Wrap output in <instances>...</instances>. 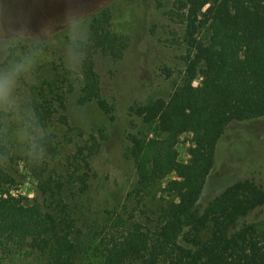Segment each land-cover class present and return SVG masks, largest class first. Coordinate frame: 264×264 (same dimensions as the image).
Here are the masks:
<instances>
[{
    "label": "rangeland",
    "instance_id": "obj_1",
    "mask_svg": "<svg viewBox=\"0 0 264 264\" xmlns=\"http://www.w3.org/2000/svg\"><path fill=\"white\" fill-rule=\"evenodd\" d=\"M174 1L0 0V72L25 66L10 98L0 101V136H9L4 141L14 158L6 165L0 192L33 203L40 178L52 176L63 182L77 167L78 178L65 184L61 194L80 229L74 235L77 264H104V254L90 232L115 208L154 219L162 205L175 200L166 192L175 175L142 199L137 197L135 166L127 157L132 135L163 138L156 124L143 121V111L157 99L168 100L183 82L185 51L178 41L182 29L168 16ZM99 11L107 14L110 28L125 39V47L120 59L93 53L100 86V98L93 99L81 70L87 53L78 43L90 45L92 15ZM200 83L192 80L187 88ZM37 104L51 112L46 129L33 122ZM41 140L47 146L41 148ZM96 142L101 151L92 162L74 163L79 150L85 158ZM191 146L190 136L183 135L177 146L179 162H188ZM242 181H251L264 192V118L226 128L200 204L206 206ZM241 223L264 231V206ZM0 264H10L1 252Z\"/></svg>",
    "mask_w": 264,
    "mask_h": 264
},
{
    "label": "trees",
    "instance_id": "obj_2",
    "mask_svg": "<svg viewBox=\"0 0 264 264\" xmlns=\"http://www.w3.org/2000/svg\"><path fill=\"white\" fill-rule=\"evenodd\" d=\"M106 16L93 13L90 45L78 43L87 53L81 70L93 99L100 98L93 53L120 59L125 47ZM168 16L182 29L178 41L185 51L183 82L168 100L157 99L143 111V121L156 124L163 138L132 135L127 157L135 166L137 197L142 199L175 175L166 189L175 200L162 205L154 219L115 208L90 232L99 248L94 250L104 254V264H264V231L241 223L264 206L259 187L242 181L206 206L200 204L226 128L264 118V0H175ZM192 80L201 83L189 89ZM34 112L36 127L46 129L49 107L37 104ZM183 135L190 136L192 145L186 163L179 162L177 151ZM7 138L0 136V185L8 174L6 165L14 162ZM39 143L47 146L43 140ZM88 150L85 158L79 150L74 163L92 162L101 144ZM77 170L67 172L63 182L40 178L33 203L0 192V252L8 263L77 264L74 235L80 229L61 199L65 184L78 178Z\"/></svg>",
    "mask_w": 264,
    "mask_h": 264
},
{
    "label": "clouds",
    "instance_id": "obj_3",
    "mask_svg": "<svg viewBox=\"0 0 264 264\" xmlns=\"http://www.w3.org/2000/svg\"><path fill=\"white\" fill-rule=\"evenodd\" d=\"M25 69L23 64L14 65L5 72H0V101L10 98L16 78Z\"/></svg>",
    "mask_w": 264,
    "mask_h": 264
}]
</instances>
